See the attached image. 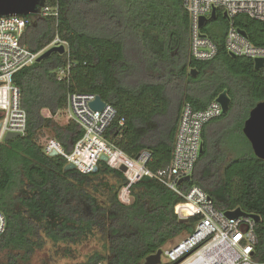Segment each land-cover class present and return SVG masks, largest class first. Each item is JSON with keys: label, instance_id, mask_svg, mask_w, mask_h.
Here are the masks:
<instances>
[{"label": "trees", "instance_id": "1", "mask_svg": "<svg viewBox=\"0 0 264 264\" xmlns=\"http://www.w3.org/2000/svg\"><path fill=\"white\" fill-rule=\"evenodd\" d=\"M56 3L57 19L27 18L21 44L38 53L57 36L68 52H53L12 77L26 129L0 144V264H144L190 234L194 219H177L173 209L181 198L157 180L132 186V201L123 205L121 171L105 162L91 174L65 170L66 160L46 155L41 140L55 139L71 152L83 131L56 117L69 94L99 96L117 113L105 138L133 158L148 151L147 167L156 172L170 163L183 105L203 110L222 92L229 108L204 125L202 154L179 187L201 188L223 212L258 216L252 258L264 263V161L242 133L249 112L264 101V66L256 70L251 59L231 58L225 35L205 32L213 20L228 27L222 11L201 29L217 46L216 56L201 62L191 57L190 20L180 0H42ZM231 22L252 45L264 47V23L245 15ZM230 118L238 123L231 128L224 126ZM227 135L234 147L227 146ZM91 243L95 249L80 259L78 249Z\"/></svg>", "mask_w": 264, "mask_h": 264}, {"label": "built area", "instance_id": "2", "mask_svg": "<svg viewBox=\"0 0 264 264\" xmlns=\"http://www.w3.org/2000/svg\"><path fill=\"white\" fill-rule=\"evenodd\" d=\"M190 20V54L196 61L207 62L217 53L216 44L201 32L199 21L209 19L213 10H221L229 22L225 31L224 47L235 58L264 60V47L252 45L240 30L232 25L237 15L264 23V0H180ZM40 17L59 16L58 4H42ZM29 17H0V144L9 133L20 136L26 129V113L21 107V93L13 85L12 77L20 70L32 65L47 49L62 46L68 52V44L57 36L42 51L33 53L21 44V36ZM207 23V22H206ZM205 23V24H206ZM204 24V25H205ZM68 70V68H67ZM66 70V71H67ZM66 72L60 70V75ZM95 99L91 94H69L66 109L62 112L66 121L76 123L83 131L71 152L66 153L52 138L44 139L42 150L46 155L56 152L82 174L93 173L102 157L106 165L122 172L126 184L118 193L123 205L131 201L130 189L143 177L155 179L173 191L181 202L174 206V214L180 221L194 219L193 231L171 246L161 250L160 264H264L253 261L255 245L258 242L256 224L258 221L246 214L229 218L218 210L209 196L199 187L182 190L183 178L190 176L199 158L202 146V129L206 123L222 115L219 103L213 101L205 109L195 111L189 103L182 107L175 133L172 157L168 167L156 172L147 164L151 160L148 151L140 152L135 158L117 149L105 138V132L116 118V110L105 105L100 111L92 110L89 104ZM123 120H120L122 124ZM5 230V218L0 213V236ZM162 258L166 260L162 262Z\"/></svg>", "mask_w": 264, "mask_h": 264}, {"label": "water", "instance_id": "3", "mask_svg": "<svg viewBox=\"0 0 264 264\" xmlns=\"http://www.w3.org/2000/svg\"><path fill=\"white\" fill-rule=\"evenodd\" d=\"M41 6L42 0H0V17H36L39 15V8ZM215 15L216 12L215 10H213L209 19L201 18L199 21L200 27L202 28L206 22L213 20L215 18ZM223 16L224 18H226V14H223ZM240 33L246 36L243 31H240ZM53 52H58L62 54L64 53V49L62 46L49 48L37 58V61L47 58ZM229 56L235 59L234 55ZM253 63L256 70L261 69L264 66L263 59H256L253 61ZM191 73L195 75L194 70H192ZM215 101L220 104L222 108V115L225 114L230 104V99L227 96L226 92H222L221 94H219ZM105 105V102L99 96H95V99L89 104L90 108L95 111H100ZM242 133L246 140L249 142L254 156L257 159L264 161V101L257 103L254 108L249 112V115L243 124ZM19 136L20 135L17 133H9L5 136L4 141H8ZM201 154L202 148L200 149L199 155ZM56 155V152H52L50 154V156ZM101 161L106 162V158L102 157ZM65 170H74V166L71 164H67L65 166ZM120 171L124 172L125 168L121 167ZM149 180L150 178L145 176L143 177L142 182ZM188 180H190V176L183 178L181 181ZM225 215L229 218H237L246 214L240 209H235L233 211H226ZM251 217L256 221H258L259 219L258 216L255 215H251ZM181 222L185 221L182 220ZM160 256L161 250H158L155 254L146 257L144 260V264H160Z\"/></svg>", "mask_w": 264, "mask_h": 264}, {"label": "rangeland", "instance_id": "4", "mask_svg": "<svg viewBox=\"0 0 264 264\" xmlns=\"http://www.w3.org/2000/svg\"><path fill=\"white\" fill-rule=\"evenodd\" d=\"M204 29H205V32H207L210 36L211 35H216V36H223L225 35V31H226V24L224 23L223 20H213L209 23H207L205 26H204ZM56 119L58 120V122L60 123H66V118H64V116L61 114V115H58L56 117ZM227 124H230V128L233 127V126H236L238 123H237V118L233 119V118H230V120L228 122L225 123L224 126H226ZM232 125V126H231ZM227 131L229 132L228 128H227ZM49 137H45V139H47ZM233 138L234 137H231L229 135H227V146L230 148V147H234V142H233ZM246 139V138H245ZM42 142L44 141V139L41 140ZM241 147L243 148H248V145L243 141L241 143ZM231 153V151H230ZM232 154H230L231 156ZM229 156V155H228ZM182 238H184L185 236H181ZM180 237V238H181ZM181 238V239H182ZM179 239L175 240L174 243H176ZM95 249V246L93 243L90 244V246H85V247H82L80 249H78V253H79V258L81 259V257L86 254L87 252H89L90 250H93ZM162 262L165 263L166 260L164 258H162Z\"/></svg>", "mask_w": 264, "mask_h": 264}]
</instances>
